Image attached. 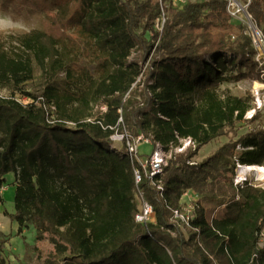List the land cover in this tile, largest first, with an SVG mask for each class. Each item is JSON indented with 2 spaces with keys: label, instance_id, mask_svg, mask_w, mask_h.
<instances>
[{
  "label": "trees",
  "instance_id": "16d2710c",
  "mask_svg": "<svg viewBox=\"0 0 264 264\" xmlns=\"http://www.w3.org/2000/svg\"><path fill=\"white\" fill-rule=\"evenodd\" d=\"M227 6V0L181 8L171 0H0V11L45 14L40 29L8 37L17 47L8 49L0 32V89L30 99L0 96V204L12 174L10 218L18 231L31 225L37 240L48 234L54 247L39 264H264V249L257 248L264 189L232 185L234 157L264 166L263 129L193 161L201 147L247 122L250 108L222 99L219 83L264 80V64ZM247 12L264 36V0H250ZM34 64L43 87L27 92ZM60 75L62 87L55 83ZM39 98L55 107L53 123ZM101 105L104 113L95 109ZM115 133L123 136L120 151L112 148ZM140 136L165 148L177 137L196 143L168 161L162 194L144 174L135 185L127 142ZM238 145L245 150L235 153ZM138 189L154 223L135 220ZM189 190L199 199L184 227L173 213Z\"/></svg>",
  "mask_w": 264,
  "mask_h": 264
},
{
  "label": "rangeland",
  "instance_id": "374dc122",
  "mask_svg": "<svg viewBox=\"0 0 264 264\" xmlns=\"http://www.w3.org/2000/svg\"><path fill=\"white\" fill-rule=\"evenodd\" d=\"M227 1H230L231 4H238L244 8V11L242 10L232 17V23L235 26L240 25L243 29V33L250 37L253 47L257 50L256 58L264 63V43L256 36L254 32V26L256 25L245 11L247 1ZM171 2L173 3V0H171ZM235 10L236 8H234V12ZM44 19L45 14L28 10H23L20 14L0 11V32H2L7 39L8 49L12 46L17 47L16 43H12L9 40V36L32 29H40L41 23ZM149 36L150 35L148 34V37ZM134 57H136V54L133 55V58ZM226 73L228 74L229 72H225L224 75H226ZM262 78H264V74H262ZM55 83L57 86L62 87L64 84L63 75H60ZM262 83H264V80L257 78L240 80L237 82L221 81L218 85V94L222 99L226 97L241 99L245 105L251 109V107L255 106V98L253 96L255 88H257L264 96V88L261 86ZM42 87L43 78L41 72L34 64V80L32 83L27 84L26 91L30 92ZM0 94L3 96L17 95L20 100H25L24 103L30 102L29 98L21 93H12L7 89H0ZM250 113L251 111L244 116V119L247 122L237 123L236 128L233 131H230L226 136L215 139L209 144L201 147L197 155L193 158V161L198 163L201 162L215 153V151L222 145L231 141H236L239 137L244 136L257 128L261 127L264 131V99H262L261 110L258 111L252 119L249 118ZM258 114L260 115V118L253 120ZM251 120L253 121L251 122ZM111 139L113 141L112 148L120 151L122 147L121 135L115 133L111 136ZM151 151L152 145L150 143L141 142L138 145L139 160H144L149 157ZM235 153L238 152L235 150ZM137 166L141 170V166L138 163ZM226 176H230V174L228 173ZM14 181L15 176L8 174L6 176L4 187L1 190L3 202L0 204V260H2L0 264H39L47 256L54 253V247L49 241L50 236L48 234H45L44 239L37 240L34 228L31 225H27L26 227H23L21 231H18V224L10 218V215L14 213ZM219 181L222 182L223 179H220ZM205 205L208 209L212 206L209 202H205ZM25 244H29L31 247L26 249Z\"/></svg>",
  "mask_w": 264,
  "mask_h": 264
},
{
  "label": "built area",
  "instance_id": "2783aa9c",
  "mask_svg": "<svg viewBox=\"0 0 264 264\" xmlns=\"http://www.w3.org/2000/svg\"><path fill=\"white\" fill-rule=\"evenodd\" d=\"M188 1H206V0H173V5L181 8L186 2ZM247 1V7L250 2V0ZM246 7V12H247ZM234 8H236L234 12ZM244 11V8H242L238 4H231L230 1H228L227 11L231 15V17H234L236 13H239L240 11ZM248 14V12H247ZM249 15V14H248ZM251 18V16L249 15ZM165 22V17L162 15L160 18H158L155 21V29L160 31L163 27V24ZM254 32L258 39L264 43V36L261 33V31L254 26ZM234 37H232V40ZM257 51V50H256ZM257 55H255V60L259 63V66H262L264 63L260 62L258 58H256ZM264 74V73H263ZM261 86L264 88V83L261 84ZM1 97L7 98V96H3L0 94ZM253 96L255 98V106H253L248 112L250 113V119L261 110L262 107V99H264L263 94L255 88V91L253 92ZM14 99L18 101L19 103H24L25 100H20L17 95L14 96ZM30 100V99H29ZM29 103V102H28ZM38 105L41 107L47 114L50 116V123L54 122V112L55 107L51 104H46L43 98H39ZM100 110L101 113H104L106 111V106L101 105L96 107ZM68 125H72L71 123H68ZM123 136H121V139ZM178 142L177 144L170 143L168 145V148L163 147L159 143L152 144L150 139L144 138L143 136L138 137L132 144L127 142L128 147V158L131 161V163H138L141 166L140 168L136 165V168H134V178H135V185L138 187L139 182L141 181V175L144 174L151 182L152 186L158 191L160 194L163 192V183L161 176L163 174L164 168L167 166L168 161L170 159H175L178 155L186 153L188 150L194 151L196 149V143L193 141L190 137L186 138H179L177 137ZM141 142L150 143L152 145V151L149 154V157H147L144 160H139V153H138V145ZM245 150L241 145H238L236 147V151L239 153L241 151ZM235 160V173L232 178V185L234 188H242L244 185L251 186L254 188H261L264 189V166L263 165H245L241 164L236 157H234ZM190 164H193V162H189ZM252 168H257L255 170H252ZM136 198L139 201V209L138 212L135 215V220L138 223H141L143 225H147L149 223H154V211L152 206L145 200L143 192L138 189L136 193ZM199 199V195L191 190L186 191L182 194L180 199V208L175 210L173 213V217L180 221V223L184 227H188L190 225V221L194 219L195 217V204ZM260 226L261 229L257 236V248L258 249H264V220H260Z\"/></svg>",
  "mask_w": 264,
  "mask_h": 264
},
{
  "label": "bare ground",
  "instance_id": "6f19581e",
  "mask_svg": "<svg viewBox=\"0 0 264 264\" xmlns=\"http://www.w3.org/2000/svg\"><path fill=\"white\" fill-rule=\"evenodd\" d=\"M255 169H257V168H252V170H255Z\"/></svg>",
  "mask_w": 264,
  "mask_h": 264
}]
</instances>
